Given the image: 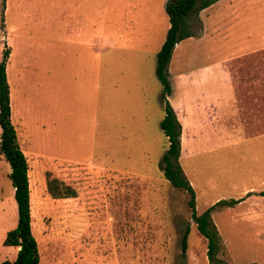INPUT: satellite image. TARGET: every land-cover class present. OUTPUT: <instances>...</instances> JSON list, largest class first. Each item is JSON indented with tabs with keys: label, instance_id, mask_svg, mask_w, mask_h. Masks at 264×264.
Masks as SVG:
<instances>
[{
	"label": "rangeland",
	"instance_id": "374dc122",
	"mask_svg": "<svg viewBox=\"0 0 264 264\" xmlns=\"http://www.w3.org/2000/svg\"><path fill=\"white\" fill-rule=\"evenodd\" d=\"M166 1L0 0L11 122L51 180L43 193L29 171L38 264H210L188 193L159 166ZM197 15L168 64L179 163L197 213L242 198L211 211L218 256L264 264V95L251 92L264 91V0H215ZM9 169L0 152V263L17 254L3 243L18 219Z\"/></svg>",
	"mask_w": 264,
	"mask_h": 264
},
{
	"label": "trees",
	"instance_id": "16d2710c",
	"mask_svg": "<svg viewBox=\"0 0 264 264\" xmlns=\"http://www.w3.org/2000/svg\"><path fill=\"white\" fill-rule=\"evenodd\" d=\"M215 0H167L164 8L168 16L169 26L166 30L164 41L162 42L157 55L155 73L162 85L161 98L164 102V114L160 120V128L168 139V147L163 152L160 160V169L164 177L171 185L184 189L188 197V207L191 218L196 224V228L207 240L206 256L210 264H228L218 254L223 245L217 228L211 222V211L218 207L233 206L240 202L242 198L220 199L207 207L201 213H197L195 207V191L184 174L180 163V143L181 124L176 117L173 107L166 99V95L171 93L172 87L169 79L168 64L174 46L185 38L190 37L193 32L189 18L191 14H198L200 10L212 4ZM9 55V48L3 50L0 61V152L8 161L11 171L9 176L14 187V197L17 203V224L15 228L7 231L3 240L4 244L18 246L17 254L12 262L2 261L0 264H38L39 252L37 241L31 228V197L29 171L33 169L37 172V177L42 185L44 193L47 184L50 186L51 180H46L47 171L43 168L40 158L36 154L25 155L19 146L17 133L11 122L10 90L6 76V60ZM32 166V168H31ZM46 185V188H44ZM52 191V188L51 190ZM59 194L54 196L67 197V192L58 190ZM253 191L247 192L250 195ZM69 193V191H68ZM264 196V190L259 192ZM189 226L185 227L181 243L182 248H186ZM253 264V263H252Z\"/></svg>",
	"mask_w": 264,
	"mask_h": 264
},
{
	"label": "crops",
	"instance_id": "0c3cea01",
	"mask_svg": "<svg viewBox=\"0 0 264 264\" xmlns=\"http://www.w3.org/2000/svg\"><path fill=\"white\" fill-rule=\"evenodd\" d=\"M211 5V4H210ZM209 5V6H210ZM208 8V6L206 7V8H204V9H202V10H200L199 11V13H198V15H197V18H198V20H199V22H200V14H201V12H203V11H205L206 9ZM192 25V24H191ZM252 90H251V92H253L254 93V96H258V95H264V91L263 90H258V89H253V88H251ZM198 100H200V98L198 97L197 98ZM186 100H187V103H188V107H189V97L187 96V98H186ZM258 102V101H257ZM26 155V154H25ZM5 158V157H4ZM7 161V160H6ZM8 162V161H7ZM9 164V163H8ZM10 166V165H9ZM10 171H11V168L9 169V173H10ZM13 186V185H12ZM13 189H14V187H13ZM15 198V197H14ZM16 201V200H15ZM16 205H17V203H16ZM17 248V250H18V246H16Z\"/></svg>",
	"mask_w": 264,
	"mask_h": 264
}]
</instances>
